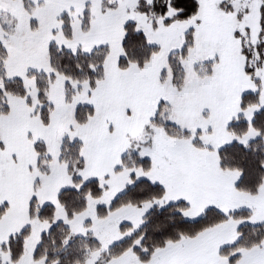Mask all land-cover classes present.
Listing matches in <instances>:
<instances>
[{"label":"snow or ice","instance_id":"1","mask_svg":"<svg viewBox=\"0 0 264 264\" xmlns=\"http://www.w3.org/2000/svg\"><path fill=\"white\" fill-rule=\"evenodd\" d=\"M264 264V0H0V264Z\"/></svg>","mask_w":264,"mask_h":264},{"label":"trees","instance_id":"2","mask_svg":"<svg viewBox=\"0 0 264 264\" xmlns=\"http://www.w3.org/2000/svg\"><path fill=\"white\" fill-rule=\"evenodd\" d=\"M82 249H83V243L78 242L76 245H74L73 250L69 253V255L65 259V264H74V261L76 259H82Z\"/></svg>","mask_w":264,"mask_h":264}]
</instances>
